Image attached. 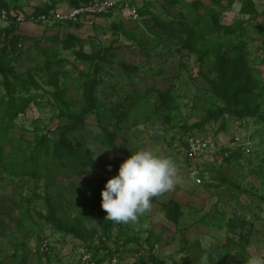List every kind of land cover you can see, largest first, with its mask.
Wrapping results in <instances>:
<instances>
[{
  "label": "rangeland",
  "instance_id": "obj_1",
  "mask_svg": "<svg viewBox=\"0 0 264 264\" xmlns=\"http://www.w3.org/2000/svg\"><path fill=\"white\" fill-rule=\"evenodd\" d=\"M75 1L0 0V264L264 257V0H127L136 16L52 22ZM142 149L178 183L115 224L100 193Z\"/></svg>",
  "mask_w": 264,
  "mask_h": 264
},
{
  "label": "clouds",
  "instance_id": "obj_2",
  "mask_svg": "<svg viewBox=\"0 0 264 264\" xmlns=\"http://www.w3.org/2000/svg\"><path fill=\"white\" fill-rule=\"evenodd\" d=\"M178 180V169L171 157L150 149L138 150L106 182L100 193V207L106 213L105 218L115 224L135 222L150 209L154 197L172 190ZM247 264H264V257L250 256Z\"/></svg>",
  "mask_w": 264,
  "mask_h": 264
},
{
  "label": "built area",
  "instance_id": "obj_3",
  "mask_svg": "<svg viewBox=\"0 0 264 264\" xmlns=\"http://www.w3.org/2000/svg\"><path fill=\"white\" fill-rule=\"evenodd\" d=\"M120 8L129 11L132 16H136L134 11L131 10L129 1L127 0H89L85 4L69 8L66 12H56L52 15V22L62 25L77 23L79 21H84L86 17H101ZM31 20L44 22L46 21V16L40 15L38 17H31ZM84 257H86L85 254ZM87 259H89V257Z\"/></svg>",
  "mask_w": 264,
  "mask_h": 264
},
{
  "label": "trees",
  "instance_id": "obj_4",
  "mask_svg": "<svg viewBox=\"0 0 264 264\" xmlns=\"http://www.w3.org/2000/svg\"><path fill=\"white\" fill-rule=\"evenodd\" d=\"M89 0H77V2L75 1V3H74V6L73 7H77V6H79L80 4H85L86 2H88ZM109 13H112V12H109ZM109 13H107V14H109ZM45 13H42V12H40V13H36L35 15H34V17H38V16H40V15H44ZM104 16V15H103ZM79 22H77L76 24H78ZM69 24V23H68ZM218 57V56H217ZM222 68H225V63L223 64V67ZM235 97H229L228 95L226 96L227 98H225V100H226V105H227V107H229V110H230V112H232V113H235V114H237V117H246V116H249V112H242L243 110H240V111H234V110H232V109H230V108H233L232 107V105L230 106V103H231V100H233V99H235L236 97H237V94H235L234 95ZM92 100V98L91 97H88V101L90 102ZM92 106L93 105H91L90 103H89V106H88V108H92ZM224 111V109H220V110H218V111H214V112H208L207 113V116H206V119H209V118H211V117H213L214 115H217V114H219V113H222ZM247 111H249V110H247ZM83 117L84 116H81L80 118H77L76 119V121H75V123L72 125V126H70V127H68V130L69 131H72V130H74V127H76L78 124H80V123H82V121H83ZM63 136V138H64V135H62ZM63 140V139H62ZM64 144V143H63ZM48 145V144H47ZM63 146L61 145V147H59V148H62ZM55 152H58L59 153V149H56L55 150ZM57 153V154H58ZM56 154V153H55ZM48 220H49V222H51V223H54V224H56V221L52 218V217H48ZM65 231L66 232H69V233H73V234H75V230L74 229H65ZM155 264H164V263H162V262H158L156 259H154V258H150Z\"/></svg>",
  "mask_w": 264,
  "mask_h": 264
}]
</instances>
